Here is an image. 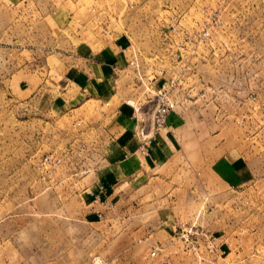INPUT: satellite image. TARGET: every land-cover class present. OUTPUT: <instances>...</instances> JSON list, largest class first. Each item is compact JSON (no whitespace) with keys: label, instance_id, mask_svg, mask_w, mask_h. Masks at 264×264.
Here are the masks:
<instances>
[{"label":"rangeland","instance_id":"1","mask_svg":"<svg viewBox=\"0 0 264 264\" xmlns=\"http://www.w3.org/2000/svg\"><path fill=\"white\" fill-rule=\"evenodd\" d=\"M115 41L116 91L68 108ZM161 86L176 154L98 212L115 112ZM0 264H264V0H0Z\"/></svg>","mask_w":264,"mask_h":264},{"label":"crops","instance_id":"2","mask_svg":"<svg viewBox=\"0 0 264 264\" xmlns=\"http://www.w3.org/2000/svg\"><path fill=\"white\" fill-rule=\"evenodd\" d=\"M113 42L98 57L94 54H82L74 58L80 60L77 65L70 68L71 74L66 86L74 90L73 101L91 99L104 100L112 96L116 87V81L120 80L124 72L128 70L125 57L126 50L121 44ZM127 91V90H126ZM78 101L66 102L68 108L78 107ZM128 103V101L126 102ZM141 104L138 110L131 106L120 105L121 110H116L118 119L127 122V128L119 134H110L106 141L104 154L106 155L105 171L98 176L89 192L97 197L95 203L99 206L98 212L114 203H134L140 200L137 193L136 198L130 197L131 188L142 190L150 181H155L159 176H154L158 168L166 162L169 157L176 154V149L171 148L170 142V118L165 129L156 135L149 147L147 154L139 151V139L135 134V126L138 119L143 116L146 121H151V105ZM132 105V102H131ZM143 105V106H142ZM146 108L148 110H146ZM148 112L144 113L143 110ZM143 112V114H142ZM128 187L130 189L128 190Z\"/></svg>","mask_w":264,"mask_h":264},{"label":"built area","instance_id":"3","mask_svg":"<svg viewBox=\"0 0 264 264\" xmlns=\"http://www.w3.org/2000/svg\"><path fill=\"white\" fill-rule=\"evenodd\" d=\"M150 102H152L153 106L151 121H146L141 116L135 126V134L140 142L138 149L144 155L148 153L149 147L156 135L166 128L168 118L174 107V102L165 86H161L155 91L154 97L150 99Z\"/></svg>","mask_w":264,"mask_h":264}]
</instances>
